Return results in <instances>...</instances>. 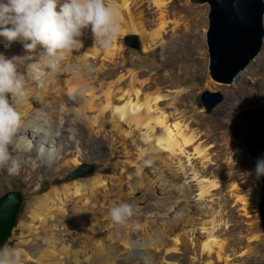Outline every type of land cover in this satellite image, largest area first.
Instances as JSON below:
<instances>
[{"label":"rangeland","instance_id":"obj_1","mask_svg":"<svg viewBox=\"0 0 264 264\" xmlns=\"http://www.w3.org/2000/svg\"><path fill=\"white\" fill-rule=\"evenodd\" d=\"M163 1H167V7H165L167 11L164 19L167 17L165 21L169 22L163 30H160V16L162 14L158 12L159 7L155 4L154 0H130V13L134 15L136 21L144 18L148 30L154 37L155 35L156 37L159 35L160 37L157 40L160 42L157 41L155 48L150 52H144L141 34L134 30L127 31L123 38L127 47L126 54L131 57L129 65L134 68L135 72H138V78L142 79L141 81H145L139 94L140 96H138L140 100H143V97L146 95L159 96L158 110L161 108L166 113L167 122L172 124V126L175 123H180L182 129L179 131H184L185 134H188V132L190 135L194 134L195 140H193L192 144L188 143L183 152L177 151V155L171 153L168 149L160 153L149 150L147 151L148 158L146 160H137V158L132 157L130 161H127L125 155L126 147L131 152H137L139 146L147 147V142L143 140V134H141L146 132L145 126H142L138 132L132 131L131 133L129 132L130 134H126L125 131H122L116 125L113 126V124L107 121L104 124V127H107L104 132L107 135L104 138H112L114 140L113 145H115L111 147V141L107 140V145L110 148L109 155L104 156L109 158V161H115L119 165L116 172L124 174L125 180L131 178L141 183V188L138 190H132L126 185L124 191L126 195H124L123 200L140 205L150 204V211L148 210V213H145L140 219H133L130 223H127V226H125L126 231H124L125 233L127 232L132 243L135 242L142 246L146 242L145 248L141 249L145 258H141L142 254L140 253L134 254L132 243H127L122 238L113 235L114 229H116L113 222L107 223L105 229H95L96 235L92 239L94 244L92 248H88L87 250H85L87 238L84 236L82 226L67 220L59 222L49 221L46 224L48 232L39 230V234L35 235L29 229V224L32 220L30 217L25 216V213L29 202L34 196L41 195L52 188L51 175L48 172L44 173V177L43 173L30 174L22 168L18 174L9 175L7 168L4 167L0 168V196L9 190H19L24 193V203L18 223L13 230L12 236L4 245V247L22 251L21 264H54V260L59 257L61 260H57L61 264H91L88 260L91 256L89 259L93 260L96 264L103 262V260L104 264H154V260L152 261L154 253L157 255L155 261L160 262V264H192L193 261L203 260L204 256L201 253L200 240L203 238V235H206L205 230L200 228L202 224H198V226L192 224L191 220L193 218V220L198 219L197 221L199 222L221 219L216 221L214 232L218 236L217 239L225 247L226 253L224 254L229 257L228 263L217 260V264H223L224 262L226 264H264V225L260 210L261 184L259 180L255 179L254 173L249 174L253 170V166L250 152L245 145L248 123L246 117L242 116V113L247 109L263 107L264 104V45L259 55L236 78L235 84L218 83L208 73L209 51L207 31L209 27V5H201L198 0ZM186 7H190L193 10L192 18L187 12ZM119 23L121 25L120 20ZM189 25H192L194 32H196L192 37L193 42L191 47L188 44ZM157 32H160V34L157 35ZM127 35H136L139 46H131L126 38ZM118 36H121V34L119 33ZM86 39H92L90 30L83 37L84 41ZM13 43L9 48H5L0 43V53L8 57L9 53L18 48L16 46L18 42ZM173 43L178 44L176 49L172 48ZM96 47L98 48L97 58L90 54L89 64H87V61H85L86 63L81 61L82 68H85L87 64L86 69L90 73L89 81H95L96 70L102 65L107 66L109 64L108 67H111V61L105 58L106 49L101 48L98 43ZM71 56L73 55H69V57ZM127 68L128 66L122 68V72H125ZM106 71L111 70L106 69ZM244 76H246V80H244ZM102 81L103 79L94 82L97 88V102L103 101L99 97L106 90L104 88L100 91ZM107 81H111V79ZM26 83L30 84L27 92H36L38 90L30 79H26ZM147 85L151 88L145 90L144 87ZM206 90L220 91L224 94V100L211 112L206 110L201 101V94ZM132 96L133 98H138L136 94H132ZM72 98L74 97L70 99ZM76 101L74 99L72 104H76ZM78 102L82 104L80 100ZM98 104H94V108L88 107V110L84 112V116L93 120L100 112L102 106ZM69 107V114H64L66 117L61 121V126L60 124L59 127L55 126V122H51L48 119L42 120V123L46 127H57L58 132L67 130L66 133L74 138L77 131L76 125L73 123L66 124L65 121L70 116V120L74 122L75 116L72 112L75 113V111L72 108L76 107L75 105H70ZM158 110L156 112L153 108L151 111H153V114H158ZM107 112L108 110L104 111L105 116H107L106 120L110 118L109 114H106ZM76 117L83 124L86 123L80 114L76 113ZM30 119V116H26L23 118V121ZM62 123L64 124L62 125ZM151 123L154 124V120L151 119ZM98 124L100 126H95L94 130H90L88 126L78 130V136L83 138L87 143V138L91 134L94 136L98 135V130L103 122L100 121ZM29 125L31 124L26 123V127H29ZM157 129L159 130L160 128ZM181 139L182 137L178 136V140L181 141ZM19 141H22V143ZM16 143L20 145L19 149L15 147ZM198 143L202 144V146L204 145L203 147L208 149V151L211 150L213 158L210 163L207 162L203 165L199 161L200 154L195 153L194 149ZM26 146L27 140L17 136L15 143L9 146V150L15 157H20V149ZM36 148L38 147H34L33 149ZM101 148L103 146H100ZM101 153L103 154L104 151L101 150ZM91 154L95 155L93 151H91ZM154 155H161V157L150 158V156L154 157ZM169 155L172 156L175 162L174 167L172 166L173 168L166 165L162 159V157H169ZM31 158H35L34 155ZM35 159L37 160V158ZM39 162L41 163V161ZM84 163L93 164L94 171L89 175L81 177L90 176L103 167V164H99L93 158L86 160ZM179 163L182 165H179ZM138 164L142 165L143 169H141L140 174L138 173ZM171 169H176L177 175L171 173ZM75 170L71 172V178H76L72 176ZM232 173L233 177L230 175ZM35 175L40 177L36 182L42 183L43 190L41 193H36L34 191L35 186H32L35 183ZM235 178L240 183V189H235L232 185V181ZM185 179L191 197L187 200L179 192ZM114 181L110 182L111 192L109 193L111 195L109 194L108 197L110 196L114 200V204L119 205V199L116 195L118 182ZM207 182L214 184L215 187L211 188V192H206L203 196H200V190L198 189L201 184ZM167 205L173 207L170 208L172 212L168 210L169 206ZM165 212L168 213V217L166 218ZM149 213L153 214L150 215ZM150 219H154V221H151L152 224L150 221L145 224V221ZM35 225L38 226L40 223L35 221ZM142 228H145V231L142 232ZM194 228L195 233L190 235L193 233L191 229ZM144 232H146L145 235ZM48 238L51 240L49 241ZM100 239L106 252L103 256H99L95 252L97 249L96 244ZM68 245L71 251H80L78 254L79 260H76L72 254L61 253L64 246ZM51 248L56 251V257H51V254L48 252ZM92 250L94 251L92 252ZM43 254L47 256L43 257ZM130 256L133 257L130 258ZM195 256L197 259H193Z\"/></svg>","mask_w":264,"mask_h":264},{"label":"bare ground","instance_id":"obj_2","mask_svg":"<svg viewBox=\"0 0 264 264\" xmlns=\"http://www.w3.org/2000/svg\"><path fill=\"white\" fill-rule=\"evenodd\" d=\"M154 2L159 7V11L158 10L157 11L162 14V15L160 14L161 15L160 30H163L166 27V24L169 22V21H165L167 17L164 19L167 11L165 9V7H167V3H166L167 1L164 2L163 0H154ZM108 3L113 4L118 9V19L120 20L122 25V26L120 25L121 28L119 29V33L121 34V36H117L112 41L111 45L108 48H106L105 58L111 61V67H108L109 64H107V66L102 65L96 70V75L94 76L95 81H89L90 73L86 69L87 64H89L88 62H90L88 61L89 55L92 54V56L97 58L98 48L96 47L97 43L95 41H93L92 39H86L84 41V45H85L84 48L79 50L80 53L73 52L72 54H70L73 56L71 57L68 56L66 58L65 63L69 66L70 70L62 71L57 73L56 75L50 76L48 83L43 88L38 89L36 92H31V91L27 92V98L23 100L17 107V110L22 115V119L25 118L26 116H30L31 118L30 120L23 121L22 127L17 134V136L27 140V146L20 149L21 150L20 157H16L20 162L21 165L20 169L22 168L23 170H27L30 174L43 173V177H44V173L48 172L49 175H51L52 178L51 183L53 185L51 189H48V191H46L41 195L34 196L29 202L28 209L25 213V216L30 217L32 220V222L29 224V229L30 231H33V233L36 235L37 233L39 234L38 232L39 230H44L48 232L46 228V224H48L49 221L59 222L61 220L62 221L67 220L74 224L81 225L84 230V236L87 238V240L85 241V250H87L88 248H92L94 244L92 239L96 235L95 229L98 228L100 230L101 228L105 229L107 227L106 226L107 223H112L109 216V209L114 205H117L114 204V200L111 199L110 196H109L110 198L108 197V195L110 194L109 192H111L110 182L112 180L118 182V186H117L118 190L116 191V195L118 196L119 204L129 203L133 206L134 209V215L125 224L115 225L116 229H114L115 230L113 233L114 236L118 238H122L127 243L131 244L132 240L128 237L127 232L126 233L124 232L126 231L125 226H127V223H130L131 220L140 219L141 217H143L145 213H148V210L150 209L149 208L150 204L140 205L137 203H132L130 201L128 202L123 200L124 195H126V192H124L126 185H128V187L131 188L132 190H138L141 188V183L139 181L136 182L131 178H129V180H125L124 174L122 173L118 174V172H116L117 166L119 165L115 161L113 162L109 161V158L104 156V155H109L110 148L109 145H107V140L111 141V145H110L111 147L115 146L113 145L114 140L112 138H108V137L104 138L107 135L106 133H104L107 128L104 127L106 121L113 124V126L114 125L118 126L119 129L125 131L126 134L129 132L131 133L132 131L138 132L142 126H145L146 132L141 134H143L142 137L143 140L147 142V147L144 148L143 146H139L137 152H131V150H129L126 147L125 155L127 161L128 160L130 161L132 157L137 158V160L139 159L144 161L148 158L147 151L149 150H151V152L160 153L161 151L168 149L171 153L177 155L176 153L177 151L183 152L185 150V146L188 143L192 144L193 140H195L194 134L190 135L188 131H187L188 134H185L184 131H179L180 129H182V125H180V123H175V125L172 126V124H169L167 122L166 113L162 111L161 108L158 110V102L160 99L159 96L146 95L145 97H143L144 98L143 100H140V97H138L140 96L139 94L143 88V84L145 83V81H141L142 79L140 80L138 78V72H135L134 68H132V66L129 65L131 62V57L126 54L127 47L124 43V39H123L124 35L127 31L130 30L139 32L142 36V44H143L144 52H150L152 49L155 48L157 41L160 42L159 40H157L158 37H160L158 35L160 34V32L159 33L157 32L158 37H156V35L154 37L148 30L144 18L139 19L137 21L135 20L134 15L129 11L130 0H108ZM186 9L192 18L193 10L190 7H186ZM194 33L196 32H194L192 25L191 26L189 25L188 44L190 45V47L192 46V42H193L192 37ZM128 36L129 35H127V37ZM176 43H173L172 48L176 49V46H178V44L176 45ZM16 46L18 48L14 49L15 51L9 53L10 55L7 58H11L13 56L24 57L27 55L21 43L19 42L16 43ZM263 59H264V54H263ZM81 61L84 62L87 61L85 68L84 67L82 68ZM18 63L20 65V71L23 72L25 62L21 60ZM126 66H128V68L126 69L125 72H122V68ZM106 69H110L111 71L107 72ZM101 79H103V81L101 82V86H100L101 88L99 87L100 91L101 89L104 88H106V90L105 91L103 90L104 91L103 95L99 97L103 101L100 100L101 102H97L96 100L97 88L95 87L94 82L99 81ZM109 79H111V81H107ZM244 80H246V76H244ZM29 85L30 84L26 83L25 85L26 90L27 89L29 90ZM144 88L146 90L148 88L150 89L151 87L147 85ZM132 94H136L138 98L135 97L133 98ZM142 95L144 94L142 93ZM70 96L74 97L72 98L73 100L70 99L71 98ZM74 99L75 101L77 100L76 104H72ZM97 99H98V95H97ZM78 100H80L82 104H80ZM94 104L95 105L98 104L102 106L101 108L99 107L100 112L96 115V117L94 116L95 118L93 120H90L89 118L84 116V112L88 110V107L94 108ZM70 105L71 106L75 105L76 107V108L71 107L73 111H75V113L72 112V114L75 116L73 119L74 122L70 120V116H69V118H66L65 123L66 124L73 123L74 125H76L77 131L87 126L90 130H94L95 126L97 125L100 126V124H98L100 121L103 122L100 129L98 130V135L94 136L91 134V136L87 138V143L83 138L78 136L77 131H76V136H74V138L73 136L66 133L67 130L63 132L57 131L58 129L57 127H59L61 121L65 119L66 115L69 114ZM153 108L154 110H156V112L158 110V114H153V111H151ZM33 110H35L34 113H32ZM106 110H108L106 114H109L110 116L108 120H106L107 116H105L104 113V111ZM76 113L81 115V117L84 119V122H86L85 124H83L82 122H80V120H78V118L76 117ZM46 119H48L51 122H55V126L57 125V127L55 126L46 127V125L42 123V120H46ZM151 119L154 120L155 122L154 124L151 123ZM26 123L31 125H29V127L28 126L26 127ZM63 124L64 123H62V125ZM157 128L160 129L158 130ZM68 130L70 131V129ZM30 132L33 133L31 134ZM178 136L182 137L181 141L178 140ZM19 142L22 143V141ZM61 143L63 144V146ZM100 146L101 147L103 146V148L100 149ZM203 146L202 144L198 143V145L195 146L194 149H195V153L200 154L199 161L203 165H205L207 162L210 163L213 157L211 156L212 155L210 152L211 150L208 151V149L204 148ZM34 147H38V148L33 149ZM101 150L104 151L103 154L101 153ZM91 151H93L95 155H92ZM33 155L35 158H37V160L35 158H31V156ZM170 155L169 157L168 156L162 157V159L164 160V163H166V165H169L170 168H173L175 162L173 161L172 156ZM160 157L161 155H157V156L154 155V157L150 156V158H160ZM91 158L97 160L99 164L101 165L103 164V167L99 168V170H97L94 174L90 176H86V177L80 176L76 178L70 177V174L73 170L77 169L86 160H89ZM39 161H41V163ZM180 164L181 163H179V165ZM230 167L233 168L232 166ZM141 169H142V165H139L138 166L139 174L141 172ZM170 171L171 173L177 175L176 169H171ZM230 175H232L231 177L234 176L233 173ZM39 178L40 177H38V175H35V179H34L35 183H33L32 185L33 187L35 186L34 191L36 193H41V191L43 190L42 183L36 182V180H38ZM237 181L238 179L235 178L232 181V185L234 186L235 189H240L239 188L240 183H238ZM182 184H183L182 188L179 190V192H181L183 197H186V200L190 199L191 197H190L189 189H187L188 187L186 185V179ZM212 187L213 188L215 187L214 184L212 183L207 182L201 184L198 189L200 190L199 195L203 196L204 193L211 192ZM246 203L248 202L246 201ZM170 208L173 207L169 206L168 208L169 211H171ZM166 217H168V213H166L165 218ZM193 219L191 220L193 222L192 224H194L195 226H198V224H202L200 228L205 230L206 235L205 236L203 235V238L200 240L201 253H203L204 256L203 260L193 261L192 264H217V260L225 261L226 263H228L229 256L224 254L226 253L225 247L217 239L218 236L214 232L216 221H218L220 218L211 220L209 222L205 220L204 221L200 220L201 222H199L197 221L198 219L197 220H193ZM35 221H38L40 225L38 226L35 225ZM149 221L150 222L154 221V219L145 221L146 222L145 224H147V222ZM143 231H145V228H142V232ZM191 231L193 233H191L190 235H193L195 233V228L191 229ZM145 234L146 232H144V235ZM50 240L51 239H49V241ZM133 243L131 245L134 247V251H133L134 254L136 255V253H140L142 254L141 258H145L143 252H141V249L145 248L144 246L146 245V242L143 243L142 246L138 243L135 242ZM96 245H97V249L95 250L96 254L98 253L99 256H103V254H106L104 247L101 243V239L99 242H97ZM72 251L70 250V246L68 245V246H64V248L61 250V253L72 254L73 257L76 258V260H79L78 254L80 253V251L79 250H75L73 252ZM93 251L94 250H92V252ZM48 252L51 254V257H56L55 256L56 251L53 248H51V250ZM46 256L44 255L43 257ZM131 257L133 256H130V258ZM89 258L88 260L89 262H91V264H96L94 263L93 260ZM195 258L197 259L196 256L193 257V259ZM57 259H60V257ZM57 259L54 260L55 261L54 264H61ZM155 259H157V255L154 253V257L152 259V261L154 260L153 263L160 264V262L155 261ZM103 262L100 263L97 262V263L104 264Z\"/></svg>","mask_w":264,"mask_h":264},{"label":"clouds","instance_id":"obj_3","mask_svg":"<svg viewBox=\"0 0 264 264\" xmlns=\"http://www.w3.org/2000/svg\"><path fill=\"white\" fill-rule=\"evenodd\" d=\"M119 29L118 9L108 0H0V43L9 48L19 42L27 53L11 58L0 53V168L6 167L9 175L20 170L9 146L23 124L17 105L27 98L26 78L37 89L43 88L50 76L70 70L66 58L84 48L86 32L90 30L92 40L106 49ZM252 173L256 180L264 177V156L256 160ZM133 215L129 203L109 209L115 225L125 224ZM22 255L19 249L0 248V264H21Z\"/></svg>","mask_w":264,"mask_h":264},{"label":"water","instance_id":"obj_4","mask_svg":"<svg viewBox=\"0 0 264 264\" xmlns=\"http://www.w3.org/2000/svg\"><path fill=\"white\" fill-rule=\"evenodd\" d=\"M201 5L208 4L209 27L207 45L209 51L208 73L218 83L232 85L250 62L262 51L264 45V0H198ZM131 46L138 47V37H127ZM224 100L220 91L206 90L201 101L211 112ZM248 123L245 145L250 152L252 166L264 156V104L252 107L242 113ZM94 165L83 163L72 174L74 177L93 173ZM261 184L260 210L264 225V177ZM24 193L9 190L0 196V248L12 236L18 223Z\"/></svg>","mask_w":264,"mask_h":264}]
</instances>
